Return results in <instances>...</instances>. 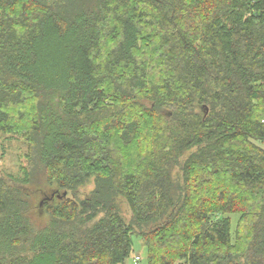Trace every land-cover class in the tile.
I'll return each instance as SVG.
<instances>
[{
	"label": "trees",
	"instance_id": "16d2710c",
	"mask_svg": "<svg viewBox=\"0 0 264 264\" xmlns=\"http://www.w3.org/2000/svg\"><path fill=\"white\" fill-rule=\"evenodd\" d=\"M0 136V264H264V0H0Z\"/></svg>",
	"mask_w": 264,
	"mask_h": 264
},
{
	"label": "rangeland",
	"instance_id": "374dc122",
	"mask_svg": "<svg viewBox=\"0 0 264 264\" xmlns=\"http://www.w3.org/2000/svg\"><path fill=\"white\" fill-rule=\"evenodd\" d=\"M264 147V146H263ZM26 151L25 145L19 140L6 141L5 137L0 136V172L5 174H17L19 167L24 162V153ZM92 189L89 186L86 190ZM121 214L124 220L128 221L130 214L125 204L121 205ZM238 216L232 215V227L235 226ZM138 257L139 261L135 262ZM126 264H146V249L138 236H132V253L127 259Z\"/></svg>",
	"mask_w": 264,
	"mask_h": 264
},
{
	"label": "built area",
	"instance_id": "2783aa9c",
	"mask_svg": "<svg viewBox=\"0 0 264 264\" xmlns=\"http://www.w3.org/2000/svg\"><path fill=\"white\" fill-rule=\"evenodd\" d=\"M138 261H139V258H138V257H136V258H135V262H138Z\"/></svg>",
	"mask_w": 264,
	"mask_h": 264
}]
</instances>
